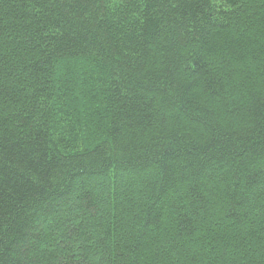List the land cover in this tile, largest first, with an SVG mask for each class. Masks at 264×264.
I'll use <instances>...</instances> for the list:
<instances>
[{
	"label": "trees",
	"instance_id": "16d2710c",
	"mask_svg": "<svg viewBox=\"0 0 264 264\" xmlns=\"http://www.w3.org/2000/svg\"><path fill=\"white\" fill-rule=\"evenodd\" d=\"M0 264H264V0H0Z\"/></svg>",
	"mask_w": 264,
	"mask_h": 264
}]
</instances>
